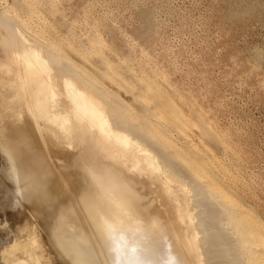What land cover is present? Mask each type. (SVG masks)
Wrapping results in <instances>:
<instances>
[{"label":"rangeland","instance_id":"rangeland-1","mask_svg":"<svg viewBox=\"0 0 264 264\" xmlns=\"http://www.w3.org/2000/svg\"><path fill=\"white\" fill-rule=\"evenodd\" d=\"M14 1L0 0V20L11 18L13 22L23 23L20 25L23 26V29L26 24L25 32L27 33L29 29L28 35L32 40L39 41L40 45L44 43L43 46L52 48L54 53L64 58L73 69L75 76L72 80L78 89L91 96L107 111L110 127L125 130L135 143L136 140L131 135L138 136L139 131L145 129L146 132L148 130V133L151 132L149 136L147 132L141 131V136L138 138L145 142L152 149L151 151L159 153L158 157H161V154L165 156L166 154L167 156L177 155L173 156V159L177 158V160L174 159L177 163L175 162L173 165L182 167V170L176 167L182 176L183 180L181 181L188 182L187 184L192 187V181L186 180L188 178L185 179L187 174L182 175L184 170L187 172V168L188 171L190 170L189 166L191 168L189 172L194 171L198 174L197 172L200 171L202 176L199 175L200 173L198 176L202 180L204 179L205 183L210 181L209 184H211L213 179L209 180V177H213L214 183L211 184L212 186L210 185V188L214 187L215 189L217 185L220 188L223 183L227 191L217 188L218 192L225 191L229 198L232 196V201L229 200L231 203L235 201V196L237 202L243 203L240 205L241 209L245 207L252 209L254 216L253 214L249 215L251 220L249 216L248 218L246 216L245 220L248 219L247 222L251 223L254 220L252 217H256L253 222L257 220L255 223L257 230V225L264 226V0H23V2L16 0V3ZM18 1L19 4H17ZM35 13H38L39 16H33ZM30 16H33L35 21ZM25 17L30 21L27 22ZM18 19H24V21ZM105 23L108 25L104 26ZM10 24L12 25V23ZM103 26L104 28L109 26L112 30L109 27L103 29ZM109 30L112 32L110 33ZM6 32L0 26V116L6 111L15 112L21 108V123L27 126L30 120L33 123L34 115L26 104L28 92L22 87L25 86L22 79L18 78V62L8 45L11 43L10 40H13H9ZM122 32L124 33L122 34ZM145 55L148 56V59ZM116 57L119 58L116 59ZM166 57L169 58L166 59ZM134 59L137 61L134 62ZM130 61L133 63H129ZM122 70L126 75L122 73ZM53 74H50L49 77L44 75V83L41 85L35 81H31L29 85L32 89L38 86H52L55 103L61 112L62 110H64L63 112L71 111L73 107L70 108V101L63 95L61 80ZM55 74L57 75V73ZM47 78L49 79L47 80ZM81 78L86 82H80L78 79ZM206 78L209 83L205 80ZM120 81L122 85H120ZM182 83L184 84L182 85ZM220 97H224L225 101ZM110 106L119 109V116L109 112ZM58 108L57 110L60 111ZM186 119L190 122H186ZM196 120H201L202 124L208 125L209 130L212 129V132H209L213 133V136L215 135L212 138L213 142H210L211 134L209 140L202 139L200 131L197 130L198 127L192 124V121ZM171 121L173 122L171 123ZM207 121H210L211 124ZM119 122H122L124 127ZM179 123L184 131L178 128L180 127ZM186 123H191L194 127L190 125L187 126L189 129H186ZM41 126H43L42 122ZM177 129H181L185 136L183 137L184 133ZM144 136L148 137L144 139ZM51 140L50 142L57 141L54 136ZM201 145H206L209 150L212 149L209 151V153L212 152L210 154L207 151L208 157H205L206 153H204L205 156H202V151L208 149ZM64 146L52 145L56 153L55 156L61 153ZM72 147L69 150L72 154L85 150L76 145ZM69 151L63 152V156H67ZM210 156H213L214 159ZM188 158L190 162L194 158L197 159V162L201 159L199 162L206 168L203 173L210 169V172H207L211 175H208L207 172L202 174V170H198L200 168L197 167L200 164H196L197 171H195L193 165L197 162L194 160L195 163L192 161L190 165L186 164ZM55 159H58L56 160L58 165H64L63 157ZM208 160L214 161L213 164L210 162L209 166ZM216 164L217 166L221 165L217 168ZM202 166H200L201 169H203ZM1 171L6 172L3 169ZM3 172L1 173L3 174ZM1 173L0 175H2ZM205 174H207L206 180ZM4 176L6 177V174ZM2 177L0 176L2 179L0 181L4 180L3 182H5ZM11 177L9 178L11 182H9L15 186L16 180L14 182ZM74 177L75 175L71 176V178ZM221 178L225 179V183ZM6 179V181L9 180L7 177ZM9 182L5 184L9 187L8 189L5 186L8 189L6 192L4 183L3 185L1 183L2 186L0 185V190L4 193L2 195L0 191L1 197L3 196L0 202L4 201L5 197L7 200L8 195H4L9 194V191L12 193L14 190V186L11 185L10 188ZM13 194L17 196V199L21 195L15 192L10 194L8 201L14 202V207L10 201V203L4 201V204L1 202L3 205L0 203L1 207L3 206V209H0V264H9L8 254L10 255V252L15 250L14 245L18 242L15 228L23 221L25 213L22 197H20L21 200H17L14 195V201V198L11 199ZM196 194L199 195L197 192ZM219 194L216 196L217 198L219 196V201H221L223 193ZM192 195L194 199H201V195L198 197L194 193ZM224 199V202L229 203L228 199ZM5 202L9 207L6 208L5 204L7 203ZM235 202L229 204L234 205L235 208L230 206L236 215L240 212V207L239 203L235 206ZM19 204H22L23 207ZM17 205L18 208H16ZM20 206L21 209H19ZM11 207L12 209H10ZM4 209H8L7 214ZM13 209H16L15 212ZM200 210L201 208L198 207L195 213H199ZM240 213L237 215V218L240 216L239 220L243 216ZM257 218H262V222ZM242 221L244 222V219ZM256 229L255 235L258 237L260 232ZM261 233L260 236L263 235ZM201 236L202 234L199 237ZM17 248L19 249V246ZM50 258L53 261H51L52 264H63L55 252H52Z\"/></svg>","mask_w":264,"mask_h":264},{"label":"bare ground","instance_id":"bare-ground-1","mask_svg":"<svg viewBox=\"0 0 264 264\" xmlns=\"http://www.w3.org/2000/svg\"><path fill=\"white\" fill-rule=\"evenodd\" d=\"M19 3L18 1L17 4ZM15 10L17 9L15 8ZM8 12L11 13L10 11ZM36 15L38 13L33 14L35 17ZM6 17L9 18V16ZM12 17L14 16L12 15ZM32 17L31 19H34ZM24 19L20 21H24ZM10 21L11 18H2L0 26L5 29V32L7 31L9 40H13H10L11 43L8 45L11 47L13 55L16 56L19 68L18 78L22 79L25 85L22 87L28 92L26 104H28L29 111L34 115V121L32 123V120H30L27 126L22 124L21 108L15 112L6 111L0 116V166H2L1 169L6 171L5 173L1 171L3 174L0 172L2 174L0 176L5 179V182H3L4 180L0 181V185L3 182L4 185L3 183L2 185L5 187L6 182H11L9 178L12 176L14 182L16 180V183L12 181L15 186L10 184V182L8 183L10 188L14 186L12 193L15 192L21 195L20 197H22L25 204L23 221L15 228L18 238L16 245L19 244V249L17 248L18 246L14 245L15 250L12 252L14 254L11 255L12 253L10 252L11 257L8 254L7 260L10 258L9 264H52L53 261L50 258L52 252L57 253L59 260L63 264H112V255L109 249L113 246L123 247L126 250V264H165L170 249L178 257L180 264H261L263 262L264 226L260 225V222L258 223L259 225L256 224L259 232L261 233L262 231L263 233V235L261 233L262 236L259 233L260 238L259 236L257 237L255 235V223H257V220L253 222L256 217H252V220H254L250 221L251 223L247 222L248 219L245 220L246 216L247 218L249 215L252 216L251 214L254 216L253 210L251 209V211L248 208L250 213L247 207L241 209L242 206L240 205L243 203L240 204L239 199V202H237V198L234 196L236 202H233H235V206L239 203L240 215H245V217H241L242 219L240 218L241 221L244 219V222L238 219L240 216L237 218L239 213L236 211L238 214H234L231 206L235 207L231 205L233 202L229 201H232L233 197L231 196L232 198L230 197V199L227 195L228 193L225 194L227 189L225 190L226 187H224L223 183L220 188L225 191H221L223 196H221L222 200L219 201V196L218 198L216 196L220 193L218 192V189L220 190L218 188L219 185H217L218 189L216 187L215 189L214 187L210 188V185L214 183V178L208 176L210 178L208 179L211 180L212 178L213 181L211 180V184H209L210 181L207 180L209 181L207 184L205 181L203 182L204 179L202 180L198 176L200 171L197 172L198 174L193 171L195 169L197 171L195 166L200 164L197 167L200 168L198 170H202V174L207 171L210 172L209 169L203 173L206 168L199 162L201 159L198 160L199 163L196 161L197 159L195 160L196 157L194 160L197 163L192 159L195 163H193L194 165L191 164L194 166L191 167L195 168L192 170L193 172H189L191 171L190 166L189 171L187 168V172L184 170L185 174L182 172L184 176L187 174L185 179H188L186 180L192 181H190L192 183L191 187L190 184H187L188 182L181 181L183 179H181L182 176L178 171L179 169L182 170V167L180 168L176 164L173 165L176 162L173 156L177 155L173 154L171 156L170 154V156H167L166 154L165 156L161 154V157H158L159 153L156 154L153 152L154 150L151 151L152 149L138 138V136H141L142 130L138 132V136L131 135L135 138V143L130 139V135L126 134L125 130L110 127V118L107 111L101 104H97L91 96L84 94L78 89L76 83L72 80L75 76L73 69L67 64V61L54 53L52 48L43 46L44 43L40 45L39 41H37L38 44L35 40H32L28 35L29 29L27 33L25 32L26 24L23 29V26H20L23 23L13 22V19ZM28 21L30 20L27 19ZM107 25L105 23L104 26ZM104 26L103 29L109 27L104 28ZM109 28L111 29V27ZM118 33L117 37L119 36ZM104 44L107 45V43ZM168 58L166 57V59ZM131 61L129 63H133ZM136 63L138 65V62ZM52 73L60 78L63 86V95L70 101V108L73 107L71 111L63 112L64 110H62L61 112L55 103L52 86H38L32 89L29 85L31 81L38 82L39 85L43 84L44 75L49 77ZM78 80L83 83L86 82L82 78ZM185 80L187 81V79ZM120 83L122 85L121 81ZM124 84L126 85V83ZM221 99H224V97ZM221 99L218 100L221 101ZM56 106L60 111L57 110ZM108 110L115 116H119V109L116 107L110 106ZM160 110L162 111V109ZM183 113L185 112L183 111ZM75 117L76 119L73 121ZM174 119L176 120L175 117ZM201 120L192 121V124L198 127L197 130L200 131L203 140L204 138L209 140L213 134L211 133L212 129L209 130L208 125L202 124ZM187 121L189 120L186 119ZM41 122L43 126H41ZM181 123L184 124L183 121ZM208 123L211 124L210 121ZM119 124L123 126L122 122H119ZM192 124L186 123L185 128L189 129L188 127ZM178 128L182 129L181 124ZM144 130L142 131L143 133L145 132ZM182 130L181 132L184 131ZM150 134L151 132L147 135L149 136ZM52 136L57 139L56 142H50L52 141ZM214 136L212 135L210 142ZM144 137V139L147 138L146 136ZM203 140L202 142L205 141ZM88 142H91V144H88ZM57 144L65 146L62 148L61 153L55 156L56 153L52 145L56 146ZM75 145L83 147L85 150L72 154L69 150ZM204 147L207 148L206 145ZM211 150L202 151V156L207 154L205 157H208V153ZM66 151H69V153L67 156H63L62 153ZM80 155H82V158H80ZM56 157H63L64 165H58ZM210 157L213 158V156ZM186 160L188 161L189 158ZM192 161L185 162L190 165ZM203 162L205 164V161ZM208 162L207 164L209 165L210 162L213 164L214 161L208 160ZM176 167L179 168H177L178 171ZM8 173H11L10 176ZM5 174L9 179L8 181H6ZM73 175L75 177L71 178ZM199 175L202 176L201 173ZM208 175L211 174L208 173ZM206 177L207 174H205V180ZM224 180L222 181L224 182ZM6 187L9 189L8 185ZM6 187L4 188L5 192L8 190ZM212 189H214L213 191L217 190L216 194ZM196 192L201 195V199H194L192 194L194 193L196 196ZM12 193L9 191V194L5 193L6 195L4 196L8 195V199H10V194ZM14 195L13 197L11 195V199L16 196ZM2 197L0 200L3 199ZM224 197L231 204L224 202ZM4 199L8 203L11 202L8 199L6 200V197ZM4 201L1 202L3 203ZM1 204L0 209L3 207H1ZM22 204L19 205L22 206ZM13 205L14 202L12 203ZM21 206L19 209H21ZM198 207L201 210L199 213H195ZM16 208H18V205ZM5 209L4 211H7V214L8 209ZM1 211L3 212V210ZM9 213L11 214V212ZM250 216L249 219L251 218ZM256 216L258 215L256 214ZM257 219L261 221L262 218ZM109 229L112 231L111 240L107 239ZM200 234H202L201 237H199ZM11 246L13 247V245Z\"/></svg>","mask_w":264,"mask_h":264},{"label":"clouds","instance_id":"clouds-1","mask_svg":"<svg viewBox=\"0 0 264 264\" xmlns=\"http://www.w3.org/2000/svg\"><path fill=\"white\" fill-rule=\"evenodd\" d=\"M107 239H112L111 229L108 230ZM109 251L112 255V264H126L127 252L123 247L113 246ZM165 264H180L178 257L171 251V249L168 251Z\"/></svg>","mask_w":264,"mask_h":264}]
</instances>
